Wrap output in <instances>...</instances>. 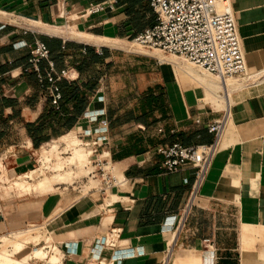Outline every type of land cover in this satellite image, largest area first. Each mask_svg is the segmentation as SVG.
Returning a JSON list of instances; mask_svg holds the SVG:
<instances>
[{
  "label": "crops",
  "instance_id": "obj_1",
  "mask_svg": "<svg viewBox=\"0 0 264 264\" xmlns=\"http://www.w3.org/2000/svg\"><path fill=\"white\" fill-rule=\"evenodd\" d=\"M105 1L0 0V10L119 43L154 24L151 0H119L115 11L83 15ZM230 3L253 79L242 88L230 86L223 107L203 102L199 86L185 88L186 73L175 77L149 57L118 63L120 49L104 47L97 56L95 46L66 33L69 40L62 43L64 38L0 20L1 165L27 183L38 149L75 131H97L105 119V130L93 136L126 180L105 194L92 189L79 196L57 183L46 194H0V235L49 222L53 241L61 243V264H264V0ZM35 40L46 45L56 71L68 69L76 77L58 82L57 108L31 72L21 73ZM46 68L42 61L40 70ZM100 110L103 116L94 118ZM226 113L219 146L207 127ZM174 143L212 147L200 183L191 164L164 170L160 150ZM111 229L120 230L115 248L101 244Z\"/></svg>",
  "mask_w": 264,
  "mask_h": 264
},
{
  "label": "built area",
  "instance_id": "obj_2",
  "mask_svg": "<svg viewBox=\"0 0 264 264\" xmlns=\"http://www.w3.org/2000/svg\"><path fill=\"white\" fill-rule=\"evenodd\" d=\"M118 3L119 0H107L91 5L84 10L83 15L100 14L105 10L115 11L118 8ZM150 7L155 17L154 24L133 37L131 43L159 52L161 55L176 57L219 80L225 81L246 75V64L230 0H151ZM59 9V15L63 16V4ZM66 40L62 39V43H65ZM95 47L97 48L96 55L101 56L104 47ZM29 48L27 66L21 69V73L31 72L39 87L48 93L51 105L57 108L61 98L58 82L61 80L74 81L76 77L68 69L56 71L54 62L49 60L48 48L43 42L35 40ZM82 53H85V49L82 50ZM42 61L47 64L44 72L40 70ZM103 114V111L100 110L92 116L99 118ZM98 124L101 127L99 130L85 132L84 136H93L96 132H101L107 127L105 119H100ZM222 128L223 120H217L207 127V131L213 134L217 141ZM160 154L163 157V168L167 173H174L180 167L191 164L197 169L200 183L211 159L212 147L186 148L174 143L162 148ZM97 166L102 173L98 189L100 193L105 194L108 190L126 183L125 178L115 170L108 153L102 152L99 155ZM181 224L180 221L178 227ZM27 227L30 228L28 230L43 229L40 225ZM167 227L172 229L174 221L169 222ZM119 238L120 230L111 229L101 239V244L107 248H115ZM60 246L61 243L53 240L43 241V245L39 248L43 253V258L33 257L34 262L31 264H61ZM52 256L58 258L55 263L49 261Z\"/></svg>",
  "mask_w": 264,
  "mask_h": 264
},
{
  "label": "rangeland",
  "instance_id": "obj_3",
  "mask_svg": "<svg viewBox=\"0 0 264 264\" xmlns=\"http://www.w3.org/2000/svg\"><path fill=\"white\" fill-rule=\"evenodd\" d=\"M8 16L9 15H7L6 12L1 14V10H0L1 21H6V22L9 21L16 25H24L21 22L23 18L15 19L13 17H8ZM61 25L62 24L58 26ZM42 29L43 26H41L40 29L33 27V30L41 31L43 33ZM120 42L123 45L127 46V48H129L130 50L129 51L121 50V53H123L124 55L116 58L118 63H134V59L132 58L134 56L149 57L158 64H161L171 69V74L175 75V77H177L176 73H180L181 75L182 73L184 74L186 73L185 77H181L184 78L185 80L184 81L185 88L193 89V88H198L197 86H199L203 91L201 96L203 102L211 104L215 107L224 106V101L222 98L223 95L221 91L208 89L207 83L209 81H212L214 83H219V81L213 79V77L211 78L207 76L203 72L196 70V68L184 63L182 60L176 57L169 55H161L159 52H157L159 54L158 55L154 53L155 51L138 47L135 44L131 43V40H121ZM172 58H175L176 61L181 63L179 64V67L171 63L170 64L168 63V61H173L174 63H176L174 60H172ZM195 74H197L198 77H196ZM247 75L248 77H250V78L247 77V79H251L253 77L249 74ZM233 79L234 80L227 81L228 87L234 84H241L240 88H242L247 84L248 81H250V80L247 81L245 76L236 77ZM240 88H236L235 90ZM227 117L228 115L226 113L225 120L227 119ZM73 134L78 139L77 142L78 145L76 144L75 149L81 154L83 153L85 154V152L87 151L91 152L89 163L87 164L66 163L65 165H63L66 158L71 156L72 150L70 147L61 143L58 139L48 143V145H45L41 149H38L36 151L35 153L36 162L34 163V166L30 169L31 171L33 170L36 171L34 173L28 174V178L25 179L27 183H24L22 180L18 179L17 176L22 174L15 175L13 172L9 173L1 165V161H0V194L2 195V197L8 199L13 196H20L25 194L31 195L33 193L32 191L33 190L35 191V189H41L45 194L50 193L51 191L50 186L55 183L63 184L62 187L77 189L79 191L77 195L79 196L86 194L88 191L92 189L98 190L100 188L99 180L101 178L102 173L98 170L97 160L99 159V155L102 152L99 151V148L97 146L98 145L97 139L94 136L85 137L83 132H77V131L66 135L73 136ZM224 134L225 132H223L217 145L219 146L221 145L224 138ZM46 157L48 158L46 159ZM91 176L94 177L92 178ZM43 181L44 182L46 181L47 183H44ZM37 225H40V227H43V229L28 231V229L30 228L24 227L20 231L0 235V258L4 257L7 258L8 260L20 261L21 264H26L30 257L40 258L43 255V253L39 250V248L43 245V241L53 240L52 232H51L52 224L50 225L49 222H46ZM255 238H257V236ZM260 239H264V235H261ZM37 251L39 252V254H35ZM57 259H58L57 257L52 256L50 258V261H57ZM8 260L5 262V264H12L11 261ZM33 262L34 259L31 258V260L28 261V264H31Z\"/></svg>",
  "mask_w": 264,
  "mask_h": 264
},
{
  "label": "bare ground",
  "instance_id": "obj_4",
  "mask_svg": "<svg viewBox=\"0 0 264 264\" xmlns=\"http://www.w3.org/2000/svg\"><path fill=\"white\" fill-rule=\"evenodd\" d=\"M4 12L1 11V14H3ZM71 20V18H70ZM21 22L28 28L30 29H33V27L35 28H39L41 26H43V32L48 34V35H51V36H57V37H61V38H64V39H70V40H73V41H77L79 43H83V44H87V45H93V46H103V47H109V48H116V49H120V50H127L129 51L130 49L127 48V46L119 43V42H114L112 40H108V39H102V38H94V36H91V35H87L85 34L84 32H82L81 30H76L73 27L71 26H64V27H60V26H49V25H44L40 22H37V21H32V20H28V19H22ZM74 31V32H73ZM38 32H41V31H38ZM62 32L66 33L67 32V37H64L62 36ZM77 33H80V34H77ZM84 34V35H83ZM68 39V40H69ZM92 43V44H90ZM242 50V49H241ZM156 54H158L156 51L154 52ZM159 55V54H158ZM172 60H174L176 63H174L173 61H168V63L170 64H173V65H176L179 67V64H181L180 62L176 61L175 58H172ZM245 60V59H244ZM197 70V69H196ZM247 70V69H246ZM199 71V70H198ZM187 72V71H185ZM206 74V73H204ZM207 76L211 77L210 75L206 74ZM196 77H198L197 74H195ZM246 80L248 75H247V71H246ZM250 78V77H248ZM213 79L219 81V83H214L212 81H209L207 83V86H208V89L209 90H219L221 91L222 95H223V101L224 103L226 102V97H227V91L229 89L228 87V84H227V81L229 80H234L233 78L231 79H227L225 81L223 80H219V79H216L213 77ZM229 99V98H228ZM224 124H225V119L223 120V128L221 130V133L219 135V138L218 140L220 139L222 133H223V129H224ZM61 143L65 144L66 146L70 147L71 150H72V154L70 157L66 158V160L64 161L63 165H65L66 163H76V164H79V163H89L90 161V155H91V152L90 151H87L85 152V154H81L79 153L76 149H75V146L78 142V139L76 138V136L73 134V136L71 135H66V136H63L61 138L58 139ZM218 140H217V143H218ZM78 145V144H77ZM53 149H54V146H53ZM52 149V150H53ZM48 157H46L47 159ZM66 174V173H65ZM69 176V175H68ZM58 178V177H57ZM56 178V179H57ZM69 178V177H68ZM55 179V178H54ZM53 179V180H54ZM64 179V178H62ZM61 180V179H60ZM65 181V180H64ZM44 182V181H43ZM53 182V181H51ZM57 182V181H56ZM63 182V181H62ZM67 182V180H66ZM44 183H47L46 181ZM110 195V194H109ZM37 229H34V230H30V231H35ZM29 231V230H28ZM245 237V236H244ZM244 241V240H242ZM245 243V242H244ZM243 244V242H242ZM247 246V245H245ZM247 248V247H246ZM248 250V248H247ZM258 251V250H257ZM256 251V252H257ZM35 253V252H34ZM35 254H39V252L37 251ZM33 257H30L29 259H31ZM35 258V257H34ZM40 258H43V255L40 257ZM28 259V261H29ZM8 259L7 258H0V264H5V262L7 261ZM8 261H11L12 264H21L20 261H15V260H8ZM27 261V263H28ZM50 261V260H49ZM26 263V264H27ZM50 263H55L54 261H50Z\"/></svg>",
  "mask_w": 264,
  "mask_h": 264
},
{
  "label": "trees",
  "instance_id": "obj_5",
  "mask_svg": "<svg viewBox=\"0 0 264 264\" xmlns=\"http://www.w3.org/2000/svg\"><path fill=\"white\" fill-rule=\"evenodd\" d=\"M98 56V55H97Z\"/></svg>",
  "mask_w": 264,
  "mask_h": 264
}]
</instances>
